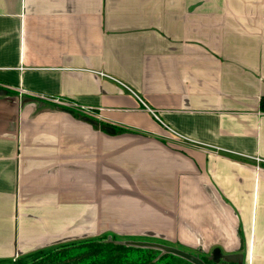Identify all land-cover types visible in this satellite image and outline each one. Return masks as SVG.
Wrapping results in <instances>:
<instances>
[{
	"label": "crops",
	"instance_id": "obj_1",
	"mask_svg": "<svg viewBox=\"0 0 264 264\" xmlns=\"http://www.w3.org/2000/svg\"><path fill=\"white\" fill-rule=\"evenodd\" d=\"M104 234L264 264V0H0V261Z\"/></svg>",
	"mask_w": 264,
	"mask_h": 264
},
{
	"label": "trees",
	"instance_id": "obj_2",
	"mask_svg": "<svg viewBox=\"0 0 264 264\" xmlns=\"http://www.w3.org/2000/svg\"><path fill=\"white\" fill-rule=\"evenodd\" d=\"M165 246L170 245L104 234L39 251L36 255L29 256L31 259H37L29 264H194L167 251ZM204 261L206 264H216L210 258H205ZM9 262L11 260H2L0 264Z\"/></svg>",
	"mask_w": 264,
	"mask_h": 264
},
{
	"label": "rangeland",
	"instance_id": "obj_3",
	"mask_svg": "<svg viewBox=\"0 0 264 264\" xmlns=\"http://www.w3.org/2000/svg\"><path fill=\"white\" fill-rule=\"evenodd\" d=\"M40 97H42V99H44L46 101H50V102L55 103V104H57V105H59L61 107H66L67 109L78 113L81 117H87V118H89L90 120H92L94 122L98 121L97 115L95 114V112H93L91 110L82 109L81 107H79V106H77L75 104H72V103H70L69 101H66V100H60V99H57V98L46 97V96H40ZM39 251H42V250H39ZM36 254H37V252H36ZM29 256H31V255H29ZM29 256H21V257H19L17 259L12 260L8 264H29V263H34L37 260L36 258L35 259L34 258L31 259Z\"/></svg>",
	"mask_w": 264,
	"mask_h": 264
},
{
	"label": "water",
	"instance_id": "obj_4",
	"mask_svg": "<svg viewBox=\"0 0 264 264\" xmlns=\"http://www.w3.org/2000/svg\"><path fill=\"white\" fill-rule=\"evenodd\" d=\"M167 251L172 252L178 256H181L189 261H191L194 264H206L203 259H201L199 256L191 254L189 252H186L184 250H181L179 248H175L173 246H165L164 247ZM221 258V252L219 249H215L213 251L211 259L214 260L215 262H219Z\"/></svg>",
	"mask_w": 264,
	"mask_h": 264
},
{
	"label": "built area",
	"instance_id": "obj_5",
	"mask_svg": "<svg viewBox=\"0 0 264 264\" xmlns=\"http://www.w3.org/2000/svg\"><path fill=\"white\" fill-rule=\"evenodd\" d=\"M260 160H261L260 158H257V161H258V162H260Z\"/></svg>",
	"mask_w": 264,
	"mask_h": 264
}]
</instances>
